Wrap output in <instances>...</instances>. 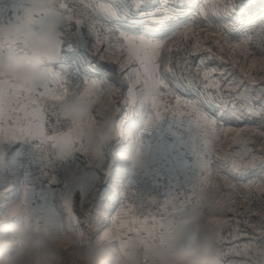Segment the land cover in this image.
<instances>
[{"label":"snow or ice","instance_id":"6c2138e0","mask_svg":"<svg viewBox=\"0 0 264 264\" xmlns=\"http://www.w3.org/2000/svg\"><path fill=\"white\" fill-rule=\"evenodd\" d=\"M232 2L233 0H204L201 4L199 0H50V7L42 12L26 8L22 16H17L18 21L35 25L41 19L59 13L63 18V26L58 33L62 44L65 40L74 42L84 32L94 37L92 47L99 58L108 61L113 67L90 66V75L96 78L86 77L82 84L72 85L71 88L63 66L60 70L50 67L48 78L34 88L24 87L14 77L0 74V141L9 146L8 163L0 168V172L6 170V176L0 175V184L6 182L8 186L0 192V196L4 192H13L7 215L23 223L29 230L50 233L66 250L76 249L95 236V239L111 244L120 254L127 252L136 242L146 252L157 243L163 221L167 217L182 215L194 206L203 207L206 200H211L213 205L220 207L221 213L225 210L236 212L237 200L231 193L223 201L215 194L219 185L210 180L213 156L216 155L215 144L220 142V134L223 133L225 139L231 136L235 143L244 148L245 156L240 159L236 156L224 157L225 160H230L231 171L236 176L242 178L252 171L264 172V144L261 145V154L257 155L247 147L248 141L243 139L246 129L225 127L233 121L259 118L260 126L264 128V29L236 43H232L222 30L212 33L219 35L230 49L239 50L246 61L249 57L252 58V65L244 72V76L256 83V77L251 75L252 69L262 73L258 90L245 88L244 91H237V83L242 84L243 80L222 88L220 81L213 79L216 69H204L203 60L192 67L187 58L190 53H186L183 58L177 57L175 67H172L171 56L173 51H181L180 44L190 36L196 37V43L192 45L193 51L199 49L200 39L193 26L196 18L208 20L209 11L216 16L227 15ZM177 37L180 38L179 41ZM101 45L104 47L101 48ZM253 47L258 50L259 55L250 51ZM8 49L26 51L28 45L26 41L8 39L0 32V53ZM208 51L211 52V49ZM165 52L168 55L162 72L160 61ZM117 73L121 74V83L126 81L128 86L127 94L121 96L122 105L112 109L113 113H122L116 123L115 137L125 135V120L137 106L142 108L149 104L151 115L145 131L168 114L176 118L187 116L189 123L196 129L192 147L199 174L187 191H170L163 201L149 200L150 205L156 206L155 211H143L144 203H139L138 206L126 203L130 197L136 200L134 194L130 195L131 186L120 193L123 199L116 195L113 190L118 188L112 177L110 164L105 158L94 162L89 160L93 173L90 178L73 174L70 180H59L54 171L53 161L58 149L67 150L68 155L64 159L76 152L86 155L85 134L96 123L95 114L84 121L66 123L59 118L58 107L70 95H78L97 108L105 103V97L110 105L114 104V97L119 89L110 81ZM164 73L171 75L175 88L196 90L203 102L212 106L219 115L212 116L202 111L198 107L199 101H184L187 111H181V99L175 96L165 82ZM198 81L203 82V91L200 90ZM149 82L157 87L158 92L146 103L143 93ZM105 83L108 84L106 88L102 86ZM162 87L166 91L161 92ZM165 96H173L176 105L161 103ZM51 118H55L54 123ZM256 134L264 137V131ZM28 143L39 154L43 165L41 175L46 177V184L38 186L39 178L31 176L28 171L31 159L19 152ZM27 151L24 148V153ZM12 153H17L15 158ZM224 180L227 183V177ZM229 187L235 191V185ZM245 188L247 194L241 199L250 209L249 197L253 188L250 185H245ZM255 191L264 196V182L256 185ZM77 195L82 207L97 198L102 202L107 201L108 205L118 201L120 207L114 216L110 213L105 215L106 207L97 210V220L108 221L110 216V226L100 223L94 225L90 221L89 235L86 236L72 211L74 197ZM57 200L61 201V207L67 215L68 230H65L63 219L57 210ZM256 215L260 216L259 237L264 241V212ZM207 222L216 229L220 245L226 239L222 235V226L229 221L210 213ZM2 223L3 220L0 219V224ZM245 223L248 224L249 221L245 220ZM251 227L256 229L257 225L252 224ZM238 234L239 229H234L227 238L235 239ZM0 235L6 241L9 239L4 229H0ZM10 246H14V242ZM252 252L260 257L254 264H264V247L254 243L244 245L243 250L236 254L249 255Z\"/></svg>","mask_w":264,"mask_h":264},{"label":"rangeland","instance_id":"374dc122","mask_svg":"<svg viewBox=\"0 0 264 264\" xmlns=\"http://www.w3.org/2000/svg\"><path fill=\"white\" fill-rule=\"evenodd\" d=\"M240 1L243 3H249L250 6H252L251 1L255 2V8L257 6V9L259 10V13L256 9L250 10L248 13H244L242 15H239L238 9L236 6L240 4ZM199 3L203 4L204 0H199ZM242 4V3H241ZM264 0H233L232 2V8L230 12L227 13V15H214L210 11L208 13V20H204L200 17L196 18V21L194 23V27L198 33L201 47L195 51L192 49V45L196 43V37H189L186 41L180 44L181 51L186 53H190L188 55V59L191 61V63H200L201 60L204 61L203 68L204 69H216L213 75H217V77H223L225 78V75L228 77H232L233 82H239L243 80V83H237V91H241L242 87L249 90H254L253 87L256 86L255 84H258L259 77L262 75L259 71L256 69H252L251 75L256 77L257 82L253 83L252 81L248 80L244 76V72H247L249 68L252 65V58L249 57L247 61L245 60V57L241 54L239 50H232L227 45L224 44L223 40L220 39L219 35H213L212 33L218 32V30H222L225 35L228 37V39L232 43H236L240 41L241 39H244L248 36H251L260 30L264 29ZM261 5V6H260ZM254 8V7H253ZM247 9V6L246 8ZM233 10V12H231ZM234 10H236L234 12ZM253 11H256V13H252ZM262 13V14H261ZM251 14V15H250ZM195 15V11H194ZM249 23V24H248ZM221 28V29H220ZM247 28H250L249 31H247ZM203 29V31H201ZM90 37V35H89ZM91 42L94 43V37H90ZM179 37L177 40L179 41ZM219 41V44L217 43ZM221 46H223V50H221ZM101 48L104 47V45L100 46ZM208 49H211V52L208 51ZM250 51L255 52L256 55H259L258 50L253 47L250 49ZM173 53H171V56L173 58ZM167 53L165 56V59L167 58ZM173 63V60H172ZM172 67L173 64H172ZM75 68V67H74ZM61 69V67H60ZM58 69V70H60ZM72 66L65 68L67 77H71L72 79L79 80V84H81V79L84 80V78L80 77L79 74H71ZM77 69V68H76ZM117 75H120V73H117ZM167 77L170 79V85L169 88L174 92L175 96L179 95L182 97L181 100V107L180 110L187 111V109L184 107L183 102L184 101H190V97H195L199 93L195 90L194 92H191L192 89L187 88H175L173 85L172 77L170 74H166ZM121 76V75H120ZM119 78V77H118ZM119 80V79H118ZM117 80V81H118ZM260 85V84H258ZM56 87V86H55ZM118 89L119 94L117 95V99L115 100V103L112 104V109L115 107L121 106L122 101L120 100L121 93L123 92V86L121 83H118ZM203 87V86H201ZM257 87V86H256ZM258 90V89H257ZM161 92H164V88L160 89ZM201 91H203V88H201ZM173 96H167V99L164 100V103L166 104H172ZM163 98L161 99V102L163 101ZM105 100H107L105 98ZM150 107V105L147 107V109ZM138 111L137 113L131 112L124 123V129L125 135L123 137L117 138L115 137L111 144L108 145V147L105 149V160L110 164L111 171H112V177L117 185V189H114L113 191L116 192V195L122 199V196L120 193L123 192L124 187L126 183H130L131 181L137 179L140 176V173L143 171L147 172H157L165 179V184L163 187L160 188V191L156 195V197H153L152 195L148 194L147 198L149 199H155L157 201H163V199L167 196V194L170 191H187L189 189V186L196 180L199 169H197L196 166H193L191 162V148L190 146V123L188 121L187 116L184 124L181 125L182 128L180 129L181 132L174 131V135L165 133L169 139L177 140L182 139V141H188L185 142L181 146L177 147H163L160 151L161 153L157 152L156 147L147 146L145 144L141 145V149L138 148H127L123 149L122 146L126 142L125 139L131 138L133 136V133L137 130V119H138ZM115 121L117 119L121 118L122 113L121 112H115ZM118 117V118H116ZM52 122H55V118H51ZM253 120V118L251 119ZM248 120L247 123L239 124V122L233 121L229 124V127L235 128V129H246L243 139L248 141L247 147L252 149L253 152L257 155L261 154V145L264 144V137H261L256 134V132L261 129V131H264V128H262L260 125H254V123ZM119 121L117 120L118 123ZM241 125V126H240ZM171 125H167V127H170ZM140 133V132H139ZM141 136L148 139V137H145L143 134L140 133ZM155 135V134H153ZM151 135V136H153ZM234 135V134H233ZM150 136V137H151ZM142 137V139H144ZM150 140V138L148 139ZM7 149V159L6 164L8 163V145H5ZM24 148H27V153H24ZM24 148L20 149L19 152L22 155L28 156L32 163L30 168L28 169L29 173L33 177L39 178V184L38 186L42 184H46L47 180L46 177L41 175V169H42V162L39 159V154L32 148V145L30 143L25 144ZM216 149V155L213 156L214 163L212 164V172L210 180L213 182L214 178L218 177L216 180V183L219 181L221 182V174L225 173L228 175V172L231 171L230 168V160H225L224 157L228 156H236L237 159H240L241 157L245 156L244 148L233 141L231 136L228 139L224 138L223 133L220 134V142L215 144ZM137 151H139L145 159V165L143 168H136L133 166L131 161L128 159V157L135 154ZM127 152V153H126ZM17 153H12V157L15 158ZM219 157V158H217ZM250 158V157H249ZM90 158L82 153L76 152L68 156L64 160H57L54 159V171L57 175V178L59 180H65L71 178L73 174H76L79 177H85L90 178L92 176V165L89 163ZM94 162V161H93ZM195 165V164H194ZM48 171L51 173V168L48 169ZM223 172V173H222ZM191 173H192V182H191ZM256 173L260 176L256 177L255 182H247V185L252 186L253 189H255L256 185L261 184L264 182V172L259 171H252L251 174ZM0 175L6 176V170L3 172H0ZM252 176V175H250ZM226 187L229 188V185L223 182ZM8 185L7 183L0 184V192H3L4 188H6ZM224 186V187H225ZM219 187L221 184L219 183ZM227 189V188H226ZM246 189V188H245ZM247 190V189H246ZM222 190H218L216 193L217 198L223 200H226V196H222ZM253 192V191H252ZM251 192V193H252ZM261 204H260V211L258 212H264V196H261ZM13 198V192H4L2 196H0V219L3 220V223L0 224V229H6L7 224L12 222L14 220L13 217L10 215H7L9 212V202ZM57 210L60 212L61 217L63 219L65 230H68V218L66 213L64 212L63 208L61 207V201L57 200L55 201ZM205 205L211 208V213H214L217 218H223L227 221H229L228 224H225L222 226V235L226 238L224 241H230L231 239H228V235L231 231L234 229H239V234L237 237H239L241 233L242 227V219L248 220L250 223H253L256 219L260 221V216L250 213L249 216L246 215V213H238V212H227L224 211L221 213L220 208L217 209L215 206L212 207L210 205L212 204L211 200H206ZM106 207L105 215L109 214L111 216H114L116 211L119 210L120 203L118 201H114L111 205H108L107 201H101L99 198L94 200L92 203L85 204L83 207L81 206L79 202L78 195L74 197L73 207L72 211L78 221L80 222L81 229L85 232V235H89V229L88 224L91 221L92 224L100 223L102 225L110 226V216L108 221H104L103 219L97 220V210L99 208ZM156 206L150 205L149 203L144 207L143 211L147 212L149 210L155 211ZM230 217V218H228ZM246 226V225H245ZM236 237V238H237ZM235 238V239H236ZM95 240V236H93V239ZM91 240V241H92ZM91 241H85L81 244L83 246L85 243H89ZM222 242L219 245L221 253L226 249L224 244L225 242ZM260 247H264V241H262V244ZM74 251V249L69 248L66 251V257H68L71 252ZM119 253H117V256ZM260 260V259H259ZM258 260V261H259ZM222 261V260H221ZM256 261V262H258ZM229 264H242V261H239V259L232 260L229 262Z\"/></svg>","mask_w":264,"mask_h":264},{"label":"clouds","instance_id":"9594fccd","mask_svg":"<svg viewBox=\"0 0 264 264\" xmlns=\"http://www.w3.org/2000/svg\"><path fill=\"white\" fill-rule=\"evenodd\" d=\"M50 7V0H29L28 8L42 12ZM63 26L59 13L47 17L39 28L18 21L0 26V32L11 40L26 41L28 49H8L0 53V74L9 75L17 83L34 88L49 75L50 62L56 61L62 42L58 35ZM158 92L149 82L143 93L145 102ZM59 118L66 122L84 121L96 115L95 125L85 134L86 155L92 161L105 156V149L115 138L116 123L111 105L105 100L102 107L81 99L78 95L66 99L58 107ZM150 130V129H149ZM68 155L66 149L56 152L61 161ZM7 149L0 141V168L6 164ZM134 167L143 168L144 156L137 151L128 157ZM211 208L204 205L188 208L182 215H173L163 221L157 243L146 252L138 242L125 253L114 250L111 244L95 239L80 246L66 257V249L57 238L44 231L29 230L23 223L13 220L0 235V264H221V251L216 229L207 222ZM14 242V246L10 243Z\"/></svg>","mask_w":264,"mask_h":264},{"label":"crops","instance_id":"0c3cea01","mask_svg":"<svg viewBox=\"0 0 264 264\" xmlns=\"http://www.w3.org/2000/svg\"><path fill=\"white\" fill-rule=\"evenodd\" d=\"M248 2V1H246ZM246 2H242L240 1V4L238 6H236V8L238 9L237 11L239 12V15L242 14H246L248 13L247 11L250 10H257V7L255 8V2L251 1V7L250 6V2L246 3ZM242 3V4H241ZM29 6V0H0V25H10L14 22H18L17 20V16H22L23 12L26 8H28ZM247 6V9H245ZM254 7V8H253ZM236 10H234L235 12ZM236 11V12H237ZM230 12V11H229ZM233 12V10L231 11ZM46 19H41L37 24H35L34 26L39 28L43 25V23L45 22ZM91 37V36H90ZM89 35H86L84 32L81 33V35L75 39L74 42H69L68 40H65V42L62 44V48H61V52L58 56V59L56 61L50 62V66L53 67L54 69L58 70L60 69L61 66H63V68H67L68 65L69 67H75L78 70V73L80 75L83 76V78L85 79L86 77L88 78H96L94 76H91V71H92V67H96V66H100L103 68H107V67H113L112 65H109L108 61L106 60H101L99 58V54H97L94 50H93V43L91 42ZM178 38V37H177ZM176 38V39H177ZM165 56H166V52L162 54V59L160 61L161 63V71L163 72V65H164V60H165ZM106 65L107 67L103 66ZM92 66V67H90ZM135 65H133L134 67ZM167 73H164V79L165 82L170 85V79L167 77L166 75ZM121 75V74H120ZM117 75L114 76L112 78V80L110 82H114L116 84V87L118 86V83H121V76ZM119 77V78H118ZM119 79V80H118ZM213 79L219 80L220 84L222 86V88H227L228 85L230 83H233V79L232 77H228L227 75H225V78L223 77H217V75H213ZM118 80V81H117ZM173 81H171L172 83ZM123 86V92L121 93L120 96H124L127 94V82H123L121 83ZM260 84V83H258ZM255 84L256 86L253 87L254 90H257L260 88V85ZM53 87H55L56 85L53 84ZM103 87H107L108 84L105 83L104 85H102ZM118 88V87H117ZM139 89V86H138ZM163 89V87H162ZM165 90V89H164ZM241 91H244V88L242 87ZM119 93H117L114 97V99H117V95ZM213 94H214V90H213ZM225 95H227V93H225ZM179 96V95H176ZM180 99L182 100V97L179 96ZM106 99H108L107 97H105ZM167 99V96H165L163 98V101L161 103H164V100ZM119 100V99H117ZM121 100V98H120ZM173 103L171 104V106H175L176 105V100L174 99V97H172ZM122 101V100H121ZM190 101L196 102L199 101L198 107L208 113L209 115L212 116H218L219 112L214 111L213 107L208 105L207 103L203 102V98L198 94L195 97H190ZM150 105V104H149ZM149 105H145L142 108L137 106L132 112L137 113L138 111V119H137V124L139 125V121L141 119V117L143 116L145 110L147 109V107ZM170 105V104H169ZM112 107V105H111ZM183 111V110H181ZM170 115V114H168ZM166 115L164 117V119L158 121V129L157 132L155 133V135L148 137V139L150 138V140H145L146 138H144L143 136L140 135L139 131H138V127L136 132L133 133V136H131V138L129 139H125V143L122 146L123 149H129V148H138L141 149V145L145 144L147 146H152V147H156L157 152H159V154L161 153V149L163 147H177V146H181V144L183 145L185 142L188 141H182V139H178L177 140H173L169 139L167 137V135H165V133H169L174 135V131L181 132L180 129L182 128L181 125H183L185 122L186 117H174V116H168ZM118 118V117H116ZM252 118L246 119V120H241L239 122V124H244L247 123L248 120H251ZM119 121V119H117ZM117 120L115 122H117ZM254 125H260V120L259 118H253V120H251ZM181 124V125H180ZM137 125V126H138ZM167 125H171L170 127H167ZM190 125V140H189V144H190V148H191V162L193 164V166L197 167L196 164V157L193 153V147H192V137L196 134V129L194 125ZM241 126V125H240ZM225 127H229V124H226ZM124 131H126V129H124ZM259 131H261V129H259ZM142 137L144 139H142ZM161 148V149H160ZM195 164V165H194ZM198 169V167H197ZM223 173V172H222ZM252 175V176H250ZM220 176V175H219ZM214 178L212 183H215L217 185H219V183L221 184V186L223 187H219L218 190H222V196H226L225 199L227 200L229 194L231 193V195H233L235 197V199L237 200V205H236V212L238 213H246L247 216L250 215V213L254 214V216L256 215V211H260V204H261V197L260 194L258 192L255 191V189H253V192L251 193L250 197H249V203L251 205V208H248V204L244 203V201L241 199L244 195L247 194V190L245 189V185H247V182H255L256 177L260 176L259 174L253 173V174H249L245 177H238L236 176L232 171L228 172V175L223 173L221 174V182L219 181L218 183H216L217 178ZM192 173H191V182H192ZM227 177V183L228 185H235V191H233L230 187H226L225 184H223V182H225L224 178ZM225 186V187H224ZM227 188V189H226ZM216 190V193L217 191ZM209 191H212L211 189H209ZM215 193V194H216ZM212 207H214L215 205H210ZM217 209H219L220 207L215 206ZM214 207V208H215ZM226 211V210H225ZM228 212V211H227ZM230 218V217H228ZM260 219V218H259ZM243 221V225H242V229H241V233L239 235V237H237L236 239H231L230 241H224L227 246H225V250L221 253V264H229V262H231L232 260H236L239 259V261H242V264H254V262L258 261L260 259V257L255 253L252 252L249 255H237L236 252L237 251H242L243 250V246L249 243H254L257 246H261L262 244V240L259 237V220L256 221V219L254 220L253 223H245V219H242ZM252 224H256L257 228L254 229L253 227H251ZM246 225V226H245ZM230 249H235V251H229ZM224 253H228L227 255H225Z\"/></svg>","mask_w":264,"mask_h":264},{"label":"built area","instance_id":"2783aa9c","mask_svg":"<svg viewBox=\"0 0 264 264\" xmlns=\"http://www.w3.org/2000/svg\"><path fill=\"white\" fill-rule=\"evenodd\" d=\"M257 11H259L257 9ZM252 13H256V11H253ZM250 28H247V31H249ZM184 52L182 51H174L173 53V66L175 67V61L177 59V57L183 58L185 55L183 54ZM189 60V59H188ZM190 61V60H189ZM198 63H191L190 61V66L194 67L195 65H197ZM71 74H79L78 70L74 67H72L71 69ZM73 76V75H72ZM72 76L67 77V79L70 82L69 87L71 88L72 85H79V80H75L72 79ZM79 76L82 78L83 76L79 74ZM83 83V80L81 79V84ZM199 85H200V90L201 86H203V82L202 81H198ZM74 91V89H72ZM195 90L192 89L191 92H194ZM72 95H70L67 99H71ZM151 115V108L149 107L148 109L145 110L143 116L141 117L140 121H139V125H138V131L143 134L145 137H150L151 135L155 134L157 132L158 129V121L154 122L150 128V130L145 131L146 125H147V121L149 119ZM165 178L162 177L160 174H158L157 172H147L146 170L140 173V176L131 181L130 183H126L124 190L125 191L129 186H131L132 189V193H130V195L134 194L135 195V199L133 200L131 197L129 199V201H126V203H135L137 206L139 205V203H144V207L148 204V201L151 200L149 198H147V195L150 194L153 197H156V195L158 194V192L160 191V188L163 187V185L165 184ZM123 199V197H122Z\"/></svg>","mask_w":264,"mask_h":264},{"label":"bare ground","instance_id":"6f19581e","mask_svg":"<svg viewBox=\"0 0 264 264\" xmlns=\"http://www.w3.org/2000/svg\"><path fill=\"white\" fill-rule=\"evenodd\" d=\"M261 6V5H260ZM263 6H264V4H263ZM257 7V6H256ZM247 12H249V11H247ZM258 13H259V11H257ZM262 14V13H261ZM251 15V14H250ZM249 24V23H248ZM127 153V152H126Z\"/></svg>","mask_w":264,"mask_h":264},{"label":"trees","instance_id":"16d2710c","mask_svg":"<svg viewBox=\"0 0 264 264\" xmlns=\"http://www.w3.org/2000/svg\"><path fill=\"white\" fill-rule=\"evenodd\" d=\"M103 66L107 67L106 65H103Z\"/></svg>","mask_w":264,"mask_h":264}]
</instances>
